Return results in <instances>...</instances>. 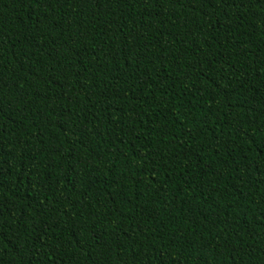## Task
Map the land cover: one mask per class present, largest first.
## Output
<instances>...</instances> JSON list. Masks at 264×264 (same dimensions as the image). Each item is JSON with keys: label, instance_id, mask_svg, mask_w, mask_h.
Returning <instances> with one entry per match:
<instances>
[{"label": "trees", "instance_id": "16d2710c", "mask_svg": "<svg viewBox=\"0 0 264 264\" xmlns=\"http://www.w3.org/2000/svg\"><path fill=\"white\" fill-rule=\"evenodd\" d=\"M0 264H264V0H0Z\"/></svg>", "mask_w": 264, "mask_h": 264}]
</instances>
